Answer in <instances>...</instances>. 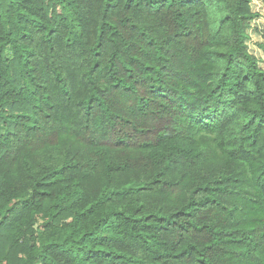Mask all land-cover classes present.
I'll return each mask as SVG.
<instances>
[{"label":"trees","instance_id":"trees-1","mask_svg":"<svg viewBox=\"0 0 264 264\" xmlns=\"http://www.w3.org/2000/svg\"><path fill=\"white\" fill-rule=\"evenodd\" d=\"M259 18L0 0V264H264Z\"/></svg>","mask_w":264,"mask_h":264},{"label":"rangeland","instance_id":"rangeland-1","mask_svg":"<svg viewBox=\"0 0 264 264\" xmlns=\"http://www.w3.org/2000/svg\"><path fill=\"white\" fill-rule=\"evenodd\" d=\"M253 10L260 15L251 31V38L248 41V50L260 61V67L264 69V0H252Z\"/></svg>","mask_w":264,"mask_h":264}]
</instances>
